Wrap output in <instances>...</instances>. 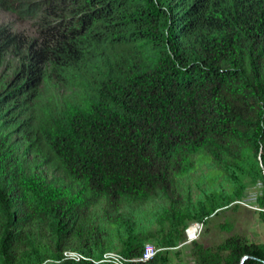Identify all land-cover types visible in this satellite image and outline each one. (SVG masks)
Listing matches in <instances>:
<instances>
[{
    "label": "trees",
    "instance_id": "trees-1",
    "mask_svg": "<svg viewBox=\"0 0 264 264\" xmlns=\"http://www.w3.org/2000/svg\"><path fill=\"white\" fill-rule=\"evenodd\" d=\"M204 159L235 189L195 204L180 180ZM244 175L264 185V0H0V264H163L135 259L238 203ZM192 245L264 264L238 234Z\"/></svg>",
    "mask_w": 264,
    "mask_h": 264
},
{
    "label": "rangeland",
    "instance_id": "rangeland-1",
    "mask_svg": "<svg viewBox=\"0 0 264 264\" xmlns=\"http://www.w3.org/2000/svg\"><path fill=\"white\" fill-rule=\"evenodd\" d=\"M242 181L245 188L243 198L238 200L240 203H232L228 208L217 209L208 219L205 217L200 232L195 234L192 241L188 230L201 221L190 223L185 231L186 240L179 242L176 247L162 248L151 240L147 243L154 245L159 253L166 256L167 260L163 264H201L194 253L192 242L195 240L204 247H215L227 237L238 234L251 242L264 244V222L257 201L258 196L264 192V185L260 182L254 184L245 175ZM180 187L184 195H190L195 204L206 201L216 191L232 193L235 189L234 182L227 174L220 172L210 159L199 160L197 168L180 180ZM150 226L153 230L159 228L156 222H151ZM168 229V226H164L162 235Z\"/></svg>",
    "mask_w": 264,
    "mask_h": 264
},
{
    "label": "built area",
    "instance_id": "built-area-1",
    "mask_svg": "<svg viewBox=\"0 0 264 264\" xmlns=\"http://www.w3.org/2000/svg\"><path fill=\"white\" fill-rule=\"evenodd\" d=\"M260 209H262V208H260ZM201 223H197L195 225V227L189 228L188 233H189V235L192 238V239H190L191 241L193 240V237L195 236V234L200 232V230L202 228V225H203V222H201ZM191 231H193V233H191ZM158 251H159V249H157L154 245L146 244L144 252L142 253V255L139 258L135 259V260H137V261L138 260H143V261L150 260V259H152L153 257H155L158 254ZM67 256L70 257V258H74L76 260L89 259V258L83 256L82 254H79V253H76V252L67 253ZM93 261H95V260H93ZM126 261H127V258L122 256L118 252L108 251V252H106L103 255V257L99 261H95V262L96 263H99V262H112V263H115V264H125Z\"/></svg>",
    "mask_w": 264,
    "mask_h": 264
},
{
    "label": "water",
    "instance_id": "water-1",
    "mask_svg": "<svg viewBox=\"0 0 264 264\" xmlns=\"http://www.w3.org/2000/svg\"><path fill=\"white\" fill-rule=\"evenodd\" d=\"M250 256L246 255L242 258L241 260V264H245L246 260L249 258Z\"/></svg>",
    "mask_w": 264,
    "mask_h": 264
},
{
    "label": "bare ground",
    "instance_id": "bare-ground-1",
    "mask_svg": "<svg viewBox=\"0 0 264 264\" xmlns=\"http://www.w3.org/2000/svg\"><path fill=\"white\" fill-rule=\"evenodd\" d=\"M191 233H193V231H191Z\"/></svg>",
    "mask_w": 264,
    "mask_h": 264
}]
</instances>
